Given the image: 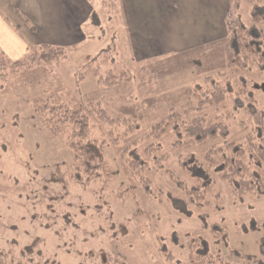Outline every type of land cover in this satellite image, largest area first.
Instances as JSON below:
<instances>
[{
    "label": "rangeland",
    "instance_id": "obj_1",
    "mask_svg": "<svg viewBox=\"0 0 264 264\" xmlns=\"http://www.w3.org/2000/svg\"><path fill=\"white\" fill-rule=\"evenodd\" d=\"M237 1L234 16L264 31V16L256 20L250 2ZM91 2L95 16L90 15L78 44L63 46L61 54L33 48L36 65L10 70L0 90V264L3 252L19 253L32 245L43 264H108V256L121 264H195L191 244L198 239L229 262L238 253L247 258L243 264L264 262V196H235L206 157L212 147L244 142L251 133L245 107L251 102L264 112V66L229 65L222 50L226 38L188 52L151 55L149 48H162L172 33L159 17L156 28L165 33L140 38L126 30L121 6ZM178 31H183L181 23ZM227 82L231 87L224 103L205 104L201 113L224 123L228 134L201 146L186 143L174 131L152 135L163 108L156 119L130 128L131 121L100 118V109L115 119L119 106L187 88L214 91V85L224 88ZM49 96H59L88 117L90 139L103 143L108 178L85 187L68 180L73 152L63 134L45 126L36 108ZM132 150L145 163L135 173L129 164ZM189 155L211 177L200 188L201 198L190 191L202 180L189 171ZM57 168L63 182L52 178ZM213 225L224 239L210 230Z\"/></svg>",
    "mask_w": 264,
    "mask_h": 264
},
{
    "label": "trees",
    "instance_id": "obj_2",
    "mask_svg": "<svg viewBox=\"0 0 264 264\" xmlns=\"http://www.w3.org/2000/svg\"><path fill=\"white\" fill-rule=\"evenodd\" d=\"M253 1L248 0L251 4V14L257 20L264 16V0L261 4H256ZM103 3L111 5L114 9L119 7L117 0H103ZM237 6L238 1H234L227 19L229 33L222 50L229 65L234 64L243 69L247 66L250 67L253 62L262 67L264 66V31L256 25L246 26L238 16H234ZM0 12L6 20H10L1 7ZM94 16L95 13L92 14V18ZM42 49L50 52L57 51L60 54L65 53L63 48L47 44H42L38 52L42 53ZM35 54L36 52H32L21 59L11 60L0 49V90L5 86L10 70L29 69L36 65ZM43 55L40 54V59ZM214 87L215 90H209V92L198 90V88H187L179 94H162L156 97H147L130 106H119L117 108L118 117L115 119L100 109V118L106 122L131 121L130 128L138 126L139 123L146 120L156 119L158 110L163 108L165 112L161 116V121L155 123L152 135L159 137L168 131H174L176 135H184L186 143L201 146L208 140L216 139L219 136L225 137L228 134V127L224 123L203 116L201 113L205 104L218 106L228 98L226 94L231 87L228 82L224 88L216 85ZM36 108L45 126L53 134H63L73 152L74 164L70 169L68 180L85 187L93 180L108 178L109 171L104 158L103 143L90 139L91 128L88 117L81 110L70 107L59 96H49L46 102L36 104ZM245 108L250 114L249 123L251 124V133L246 140L244 142L226 141L218 148L212 147L206 157L210 161L213 160L212 163L216 164L215 168L222 172V176L230 184L235 196L241 197L245 193L264 196V112L251 102ZM129 154L132 157L129 160L132 173H135L136 169L145 168L144 161L135 151L132 150ZM187 162L191 163L188 166L191 174L202 180L198 185L191 187L190 191L196 194V198H201L200 188L210 184V174L201 167L193 155H189ZM52 178L56 182L64 181V175L59 168L53 172ZM182 203L185 204V202ZM186 213L188 214V211ZM106 215H108V219H111L110 212ZM210 230L219 231L217 234L220 240L222 231L218 226L213 225ZM221 238L224 239L225 236L222 235ZM193 242L191 245L196 247L194 251L195 264H243L246 258L238 253L237 260L229 262L218 254H211L209 243L205 239L193 240ZM34 247L35 245H32L19 253L3 252L1 264L45 263L46 260L42 256L36 255ZM258 262L264 264L262 260H258ZM107 263L121 264V261L108 256Z\"/></svg>",
    "mask_w": 264,
    "mask_h": 264
},
{
    "label": "crops",
    "instance_id": "obj_3",
    "mask_svg": "<svg viewBox=\"0 0 264 264\" xmlns=\"http://www.w3.org/2000/svg\"><path fill=\"white\" fill-rule=\"evenodd\" d=\"M117 1L130 35L164 34V28H156L158 17L172 32L167 33L162 48H149L151 55H160L208 47L227 38V19L237 0ZM0 7L10 19L0 12V49L11 60L23 58L42 44L73 47L85 37L89 17L95 12L91 0H0ZM135 46L137 50L138 43Z\"/></svg>",
    "mask_w": 264,
    "mask_h": 264
}]
</instances>
